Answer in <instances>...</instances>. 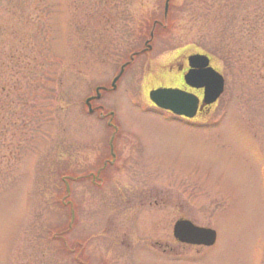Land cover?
<instances>
[{"label": "rangeland", "instance_id": "1", "mask_svg": "<svg viewBox=\"0 0 264 264\" xmlns=\"http://www.w3.org/2000/svg\"><path fill=\"white\" fill-rule=\"evenodd\" d=\"M164 2L0 0V264H258L264 0H176L173 29L150 40ZM145 43L89 114L85 101ZM202 51L225 82L210 113L187 126L151 109L148 91L176 82L167 69ZM179 218L216 244L155 253Z\"/></svg>", "mask_w": 264, "mask_h": 264}, {"label": "water", "instance_id": "2", "mask_svg": "<svg viewBox=\"0 0 264 264\" xmlns=\"http://www.w3.org/2000/svg\"><path fill=\"white\" fill-rule=\"evenodd\" d=\"M167 2L168 0L164 7L165 13ZM187 61L191 71L184 77L185 84L194 89H203V106L213 104L222 94V77L208 67L209 60L205 56L193 55ZM118 78H115L112 83L113 89ZM93 99H88L86 105ZM148 99L157 108L188 119L195 116L198 107V100L194 96L179 90H153L149 92ZM172 235L177 242L192 246L210 247L215 242L214 231L195 227L190 222L183 220L174 224Z\"/></svg>", "mask_w": 264, "mask_h": 264}, {"label": "flooded vegetation", "instance_id": "3", "mask_svg": "<svg viewBox=\"0 0 264 264\" xmlns=\"http://www.w3.org/2000/svg\"><path fill=\"white\" fill-rule=\"evenodd\" d=\"M188 71H189V67H188L186 61H184V63H181V64L180 63H173V67L167 69V73H168V75L170 77L174 78V80L177 83L174 84V85H171V86H159L157 88L178 89V90H180L182 92H185V93L192 94V95L196 96L198 101H199V105H198V110L196 112L195 117L192 120H188V119H185V118H182V117H175V116L171 115L168 112H162L160 110H158V111L164 113L166 116H170V117H173V118H175L177 120L182 121L187 126H191L198 118L203 117V116H207L210 113V110L217 105V102L214 105L209 106V107L200 106L203 91L202 90L190 89L183 82V77L187 74ZM99 92L102 93V92H105V91H99ZM97 97H98L97 101H99L101 96L100 95L98 96V94H97ZM91 104H92V102H91ZM149 105L151 106V109L152 108L154 109V107L151 104H149ZM94 109H97L96 111H101V112L104 110L103 107H101V106L96 107ZM109 150H110V152H109L110 159L106 163L109 166H115L117 164V162H118L117 159H116L117 158V154H115L116 152L113 151L112 146H110ZM262 183L264 185V182H262ZM178 220H186V221L191 222L195 226L203 227V228H206V229H212L209 226L197 225L191 219H188V218H179ZM172 242L173 243L169 242V243H164V245H161L158 241H153L152 245L155 246V248L157 249L154 252L155 253H161V252L162 253H166V252L172 253L174 251V249L172 247V244L175 245V246L182 247L183 250L184 249L195 250L197 254L200 253V252L205 251L206 249L211 248V247L207 248V247H195V246H190V245H182V244H178L175 240H173ZM216 242H217V237H216ZM216 242H215V244H216ZM260 247L261 248L259 250V255H258L260 260L258 261V264H264V250H263L264 241L262 242ZM202 255H183V256L173 255V256H170V257H163V256H165L163 254V255H160L162 257H160V256L154 257L155 261L157 259L160 260L159 263H155V262H153V263L154 264H161V263H164V264H199V261L202 258Z\"/></svg>", "mask_w": 264, "mask_h": 264}, {"label": "trees", "instance_id": "4", "mask_svg": "<svg viewBox=\"0 0 264 264\" xmlns=\"http://www.w3.org/2000/svg\"><path fill=\"white\" fill-rule=\"evenodd\" d=\"M175 1L176 0H170L169 1L165 22H163V19H162V23L164 24V27H162L163 24L161 26H157L156 27L157 30H156L155 34H158L159 32H165L166 33L169 30L173 29V23H175V20H176L178 14H180L182 12V8H178L175 5ZM187 4H188V2H187ZM187 4H186L185 9L189 6V4L188 5ZM201 4L207 5V3L204 1H201ZM138 22H139V24H138L139 25L138 26L139 27V33L142 32V34L144 35L147 27L149 26V24L151 22V19H149V16H145V15L141 14V19ZM202 53L210 55V53L208 51H202ZM5 90L6 89H4V87L2 85H0V98L2 97L3 94H5Z\"/></svg>", "mask_w": 264, "mask_h": 264}]
</instances>
